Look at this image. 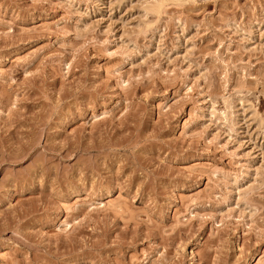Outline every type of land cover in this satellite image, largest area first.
<instances>
[{
  "label": "rangeland",
  "instance_id": "obj_1",
  "mask_svg": "<svg viewBox=\"0 0 264 264\" xmlns=\"http://www.w3.org/2000/svg\"><path fill=\"white\" fill-rule=\"evenodd\" d=\"M0 264H264V0H0Z\"/></svg>",
  "mask_w": 264,
  "mask_h": 264
},
{
  "label": "bare ground",
  "instance_id": "obj_2",
  "mask_svg": "<svg viewBox=\"0 0 264 264\" xmlns=\"http://www.w3.org/2000/svg\"><path fill=\"white\" fill-rule=\"evenodd\" d=\"M93 116V115H92Z\"/></svg>",
  "mask_w": 264,
  "mask_h": 264
}]
</instances>
